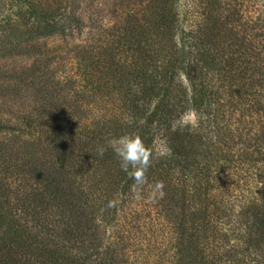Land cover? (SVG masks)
Wrapping results in <instances>:
<instances>
[{
    "label": "trees",
    "instance_id": "obj_1",
    "mask_svg": "<svg viewBox=\"0 0 264 264\" xmlns=\"http://www.w3.org/2000/svg\"><path fill=\"white\" fill-rule=\"evenodd\" d=\"M0 264H264V0H0Z\"/></svg>",
    "mask_w": 264,
    "mask_h": 264
},
{
    "label": "clouds",
    "instance_id": "obj_2",
    "mask_svg": "<svg viewBox=\"0 0 264 264\" xmlns=\"http://www.w3.org/2000/svg\"><path fill=\"white\" fill-rule=\"evenodd\" d=\"M113 150L120 160L121 169L128 172L129 176L133 178V191L144 182L146 172L150 166L151 153L144 144L143 139L135 134H126L116 139ZM104 154V149H99V155ZM131 169V171H129ZM160 189V195H163V184L156 185Z\"/></svg>",
    "mask_w": 264,
    "mask_h": 264
},
{
    "label": "rangeland",
    "instance_id": "obj_3",
    "mask_svg": "<svg viewBox=\"0 0 264 264\" xmlns=\"http://www.w3.org/2000/svg\"><path fill=\"white\" fill-rule=\"evenodd\" d=\"M190 117L193 118L192 115H190Z\"/></svg>",
    "mask_w": 264,
    "mask_h": 264
}]
</instances>
